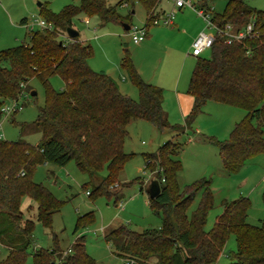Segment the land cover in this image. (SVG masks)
Here are the masks:
<instances>
[{
    "label": "trees",
    "instance_id": "trees-1",
    "mask_svg": "<svg viewBox=\"0 0 264 264\" xmlns=\"http://www.w3.org/2000/svg\"><path fill=\"white\" fill-rule=\"evenodd\" d=\"M76 1V5L59 13L40 5L39 14L52 30L30 33L27 45L0 51V116L5 102L18 101L33 78L41 83L45 95L44 107L33 123L42 136L39 145L0 139V245L8 252L0 264H24L31 245L33 224L24 221L20 212L23 196L36 204L37 220L46 228L51 227L52 215L61 207L48 190L32 182L36 166L63 168L73 161L78 171L89 178L84 185L85 189L91 187L89 198L102 196L112 199L114 205L119 203V190L139 184V179L129 184L117 181L132 157L123 152L126 128L139 120L148 122L158 133L171 136L154 153L143 155L145 169L160 186L159 195L148 198V206L161 216V225L142 232L126 226L111 230L104 241L113 245L114 254L136 264H216L227 239L233 236L236 251L230 256V264H264V217L259 227L247 224V198L221 202V214L212 229L204 231L214 204L211 184L200 179L180 188L178 175L185 143L177 139L191 129L207 103H216L246 113L225 141L203 139L216 146L225 172L234 174L246 161L264 154V12L253 10L243 0H229L222 13H213L212 22L218 27L229 24L240 30L253 22V35L230 45L213 35L208 47L210 58H196L186 90L192 106L181 127L169 125L162 107V89L144 82L126 54L121 67L136 88L138 101L121 95L110 77L88 67L91 48L81 45L77 38L68 39L66 29H73V21L79 17L97 18L105 24H124L127 18L120 17L107 0ZM202 1V7H206V0ZM134 2L145 12L147 31L160 14L159 2L122 0L119 6ZM20 24L25 25L26 19ZM54 76L63 81L60 92L50 86L49 80ZM103 170L106 175L99 179ZM116 187L118 191L112 190ZM198 194L199 203L188 217L190 204ZM262 203L264 208V193ZM58 251L53 236V248L34 252L32 263L95 264L85 253L83 236L63 257L57 256Z\"/></svg>",
    "mask_w": 264,
    "mask_h": 264
},
{
    "label": "rangeland",
    "instance_id": "rangeland-1",
    "mask_svg": "<svg viewBox=\"0 0 264 264\" xmlns=\"http://www.w3.org/2000/svg\"><path fill=\"white\" fill-rule=\"evenodd\" d=\"M229 0H206L214 13L220 14ZM255 11L264 12V0H243ZM115 7L116 13L127 18L124 24L135 28H144L146 16L138 3L120 5L122 0H107ZM196 9L203 5L202 0H190ZM38 4L45 6L53 13H59L67 6L76 5V0H0V51L20 45H27L30 33L42 31L37 24L43 20L39 14ZM171 4L159 3L157 11L169 12ZM133 12V14H130ZM129 17V19H128ZM26 19V24L20 21ZM88 24H85V21ZM73 29L78 32L77 40L83 46L91 48L92 56L88 67L94 72H103L117 85L121 95L138 101V93L129 76L121 67L125 54L130 59L140 78L163 91V110L171 126H184L186 116L179 104L177 96L189 98L186 94L196 59L187 56L194 38L200 32H206L205 24L193 10L185 8L174 13L173 25L170 27L159 24L150 26L146 31L145 41L139 45L132 44L128 31L122 24L101 23L97 18L79 17L73 21ZM196 35V36H195ZM63 40V38L61 37ZM211 52L206 49L200 56L209 59ZM6 68L7 65H4ZM123 80V81H122ZM51 88L60 92L64 88L63 81L58 77L49 80ZM34 94V95H32ZM185 100V99H183ZM45 104L44 89L41 83L33 78L28 81L25 90L17 101L22 109L9 116H0V139L4 142H22L37 146L42 140L35 122L39 109ZM10 107L11 102H5ZM246 113L216 103H207L202 113L195 119L191 129L177 136L178 141L185 143L180 157L182 171L178 175L180 188L205 179L210 181L214 197L212 209L206 217L205 232H209L221 214V202H231L247 198L250 209L247 224L259 227L264 217L262 195L264 193V154L246 161L244 166L234 174H227L220 161L216 146L204 142L203 139L225 141L235 124L239 123ZM127 137L123 142V152L132 155L118 175L120 184L134 183L121 192L119 203L105 197L89 198L91 187L84 185L89 178L78 171L73 161L60 168L48 164L36 166L32 182L40 184L48 190L61 204L60 209L52 215L51 227H44L36 217L37 206L27 196L20 200V212L24 221H31L33 230L31 245L26 251L24 264H33L34 252L47 251L53 248V236L56 237L58 253L63 257L71 249L74 241L83 236L85 253L95 264H124L126 257H117L113 245L104 241V236L119 226H126L135 232L157 229L161 225V216L153 213L148 206L145 193L150 181L155 180L145 169L144 154L154 153L158 147L171 140L168 134L158 133L146 121H132L128 124ZM106 171L99 174L105 177ZM142 189V192L140 190ZM200 194L196 195L187 211V216L196 209ZM79 226L74 235L77 221ZM236 251L235 239L230 236L216 264H230V256ZM7 250L0 245V259H5ZM57 263V261H56Z\"/></svg>",
    "mask_w": 264,
    "mask_h": 264
},
{
    "label": "built area",
    "instance_id": "built-area-1",
    "mask_svg": "<svg viewBox=\"0 0 264 264\" xmlns=\"http://www.w3.org/2000/svg\"><path fill=\"white\" fill-rule=\"evenodd\" d=\"M165 1L171 4L172 9L169 12L159 11L160 14L157 18L151 21V26H158L159 24L170 27L173 25L174 13L177 10H182L189 8L202 19L205 24L206 32H200L192 41L190 46V52L187 54L189 57L198 58L201 54L208 49L210 46L213 35L218 36L222 39L223 43L230 45L234 42L245 40L253 35V22H249L244 28L236 30L233 26L225 24L224 26L218 27L212 22V15L214 13L213 9L206 6L196 9L194 5L191 4L190 0H158V2ZM124 6H127L126 4ZM88 21H85L87 24ZM40 28L45 30H52V26L45 23L43 20L39 21L37 24ZM128 36L132 44L139 45L144 42L146 38V28H135L130 26L128 31ZM22 108L18 107L17 101L11 102V106H3L1 108L2 115L9 116L13 113L20 111ZM118 206H121L119 204ZM124 264H136L132 259H124Z\"/></svg>",
    "mask_w": 264,
    "mask_h": 264
},
{
    "label": "water",
    "instance_id": "water-1",
    "mask_svg": "<svg viewBox=\"0 0 264 264\" xmlns=\"http://www.w3.org/2000/svg\"><path fill=\"white\" fill-rule=\"evenodd\" d=\"M40 6V4H38ZM123 30L124 31H129V26L126 24H122ZM66 36L68 39L72 40L78 37V32L75 31L72 28L66 29ZM34 95V94H32ZM146 195L148 196L149 199H155L159 193H160V186L157 180H152L150 181L149 185L147 186L145 190Z\"/></svg>",
    "mask_w": 264,
    "mask_h": 264
},
{
    "label": "crops",
    "instance_id": "crops-1",
    "mask_svg": "<svg viewBox=\"0 0 264 264\" xmlns=\"http://www.w3.org/2000/svg\"><path fill=\"white\" fill-rule=\"evenodd\" d=\"M131 14H133V12H131ZM88 24V23H87ZM147 35V34H146ZM196 36V35H195ZM145 41V40H144ZM143 43V42H142ZM123 81V80H122ZM189 98H182V96H177L178 100H179V104L181 105V107L183 108L184 112L183 115L186 116L192 106V98L190 96H188ZM185 99V100H183Z\"/></svg>",
    "mask_w": 264,
    "mask_h": 264
}]
</instances>
